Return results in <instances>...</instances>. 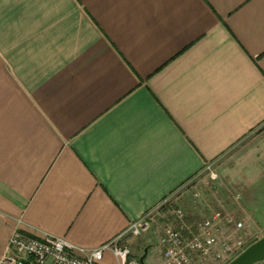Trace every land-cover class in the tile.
<instances>
[{"label":"crops","instance_id":"obj_1","mask_svg":"<svg viewBox=\"0 0 264 264\" xmlns=\"http://www.w3.org/2000/svg\"><path fill=\"white\" fill-rule=\"evenodd\" d=\"M263 129L264 0H0V260L17 230L94 249L154 211L121 244L164 264L166 229L198 234L171 198Z\"/></svg>","mask_w":264,"mask_h":264},{"label":"built area","instance_id":"obj_2","mask_svg":"<svg viewBox=\"0 0 264 264\" xmlns=\"http://www.w3.org/2000/svg\"><path fill=\"white\" fill-rule=\"evenodd\" d=\"M212 168L213 164H209L203 173H209L216 180L218 174ZM194 197L200 198L201 194L195 192ZM153 212H147L115 238L94 249L82 248L49 234L36 237L17 230L0 264H98L105 252H111L119 264H141L131 258V249L121 243L127 237L138 238L148 232ZM176 216L183 220L184 212L178 209ZM197 228L198 234L191 239L185 238L180 230H165L160 239L164 264H228L247 248L240 235L244 224L232 213L213 212ZM255 264H264V259Z\"/></svg>","mask_w":264,"mask_h":264},{"label":"rangeland","instance_id":"obj_3","mask_svg":"<svg viewBox=\"0 0 264 264\" xmlns=\"http://www.w3.org/2000/svg\"><path fill=\"white\" fill-rule=\"evenodd\" d=\"M216 169V180L203 174L186 186L183 203L174 196L164 213L177 217L182 206L199 222L213 212L232 213L243 222L240 235L249 247L264 237V129L232 150ZM196 191L200 198L194 197Z\"/></svg>","mask_w":264,"mask_h":264},{"label":"water","instance_id":"obj_4","mask_svg":"<svg viewBox=\"0 0 264 264\" xmlns=\"http://www.w3.org/2000/svg\"><path fill=\"white\" fill-rule=\"evenodd\" d=\"M145 257L140 259L144 264ZM264 259V237L247 247L241 254L228 264H255Z\"/></svg>","mask_w":264,"mask_h":264}]
</instances>
